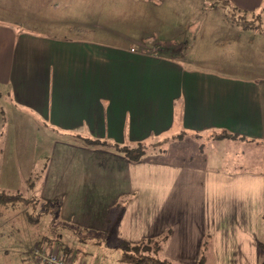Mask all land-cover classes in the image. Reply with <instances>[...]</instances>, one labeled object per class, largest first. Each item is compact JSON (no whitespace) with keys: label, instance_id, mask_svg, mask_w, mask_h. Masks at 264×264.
<instances>
[{"label":"crops","instance_id":"0c3cea01","mask_svg":"<svg viewBox=\"0 0 264 264\" xmlns=\"http://www.w3.org/2000/svg\"><path fill=\"white\" fill-rule=\"evenodd\" d=\"M228 1L241 12L264 10V0ZM130 40L105 43L96 34L58 36L0 21V98L63 136L53 134L40 178L20 174L23 187L57 201L61 220L88 230L117 222V237L134 243L167 234L161 256L172 261L203 255L213 264H258L263 159L133 162L74 136L125 144L204 133L264 147V73L185 65L161 48L138 42L134 49ZM258 41L264 45V29ZM223 132L236 137H219Z\"/></svg>","mask_w":264,"mask_h":264},{"label":"rangeland","instance_id":"374dc122","mask_svg":"<svg viewBox=\"0 0 264 264\" xmlns=\"http://www.w3.org/2000/svg\"><path fill=\"white\" fill-rule=\"evenodd\" d=\"M257 14L240 25L219 0H0V21L58 36L96 34L105 43L131 38L128 44L134 49L141 42L176 55L185 65L228 74L243 70L264 73V45L258 41L264 29V10ZM251 37L257 39L251 41ZM53 134L63 137L42 124L35 125L32 117L15 111L8 100L0 98V185L10 192L0 190L22 198L8 207L0 205V264H31V251L48 246L40 242L42 237L53 238L56 233L81 264H123L112 244H94L101 239L95 235L97 231L74 233L73 226L63 222L52 232L49 215L42 214L37 221L27 219L31 213L36 220L40 204L32 207L30 199L37 197L23 187L20 174L34 180L41 177ZM210 136L203 133L170 139L160 148L148 147L145 157L209 166L213 154L236 162L244 156L264 160L262 146L219 142ZM263 259L264 248L259 247L258 264ZM206 264L213 260L207 259Z\"/></svg>","mask_w":264,"mask_h":264},{"label":"trees","instance_id":"16d2710c","mask_svg":"<svg viewBox=\"0 0 264 264\" xmlns=\"http://www.w3.org/2000/svg\"><path fill=\"white\" fill-rule=\"evenodd\" d=\"M219 2L226 8L229 14L235 17V20L239 19L235 22H238V24L240 25H245L244 19L246 17L256 15L254 13L241 12L228 0H219ZM184 135V132H179L175 135L154 142L141 140L125 144L111 142L107 139L84 137L80 135L74 136V140H77L76 142H79L85 146L115 151L124 155L130 161L136 162L146 156L148 147L160 148V146L168 140L179 139ZM195 136L199 137L198 134H196ZM219 137H236V135L223 132L219 135ZM19 199L22 198L17 194H9L0 190V205L4 207L15 204V202H17ZM30 201L32 202L33 208H35L36 205L40 204V211L38 212L36 220L35 217L33 218V215L31 213L27 214V219L29 221H37L40 215L47 214L50 216L49 226L52 232L57 230V224H67V222H64L60 218V205L57 201H47L39 198H31ZM122 204L123 200L121 199L117 202L116 206L119 207ZM63 222L64 224H62ZM68 225H70V227L73 226L74 233H82L86 231V228L70 223ZM95 235L100 236L101 239L96 240L94 244H103L106 246H110L112 244L113 247L119 250L120 254L118 260L123 264H206V259L203 255H201L195 263L176 262L162 257L161 249L163 243L167 238V234L156 237H146L136 243L128 242L117 237V222H115L110 223L104 231L100 233L97 232L95 233ZM40 242L50 247L57 246V248H59L61 251H64L67 255H70L72 253V250L68 246L63 244L62 239H60L59 233H56L53 238L44 236L42 237V240ZM73 256L76 257L75 254H73ZM259 264H264V259Z\"/></svg>","mask_w":264,"mask_h":264},{"label":"built area","instance_id":"2783aa9c","mask_svg":"<svg viewBox=\"0 0 264 264\" xmlns=\"http://www.w3.org/2000/svg\"><path fill=\"white\" fill-rule=\"evenodd\" d=\"M59 250L45 245L36 246L30 253L31 264H81L73 256Z\"/></svg>","mask_w":264,"mask_h":264}]
</instances>
